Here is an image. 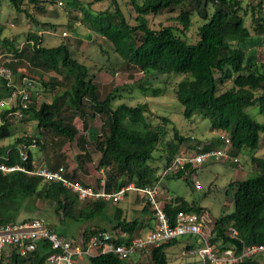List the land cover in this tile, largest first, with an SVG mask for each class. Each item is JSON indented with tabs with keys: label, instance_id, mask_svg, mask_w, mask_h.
I'll list each match as a JSON object with an SVG mask.
<instances>
[{
	"label": "trees",
	"instance_id": "16d2710c",
	"mask_svg": "<svg viewBox=\"0 0 264 264\" xmlns=\"http://www.w3.org/2000/svg\"><path fill=\"white\" fill-rule=\"evenodd\" d=\"M4 1L9 2L16 11L27 13L31 17L24 8L25 0H0V4ZM58 1L82 12L91 29L112 44L122 64L135 68L145 76L151 73L184 76L176 90V99L184 107V117L191 120L194 116L201 115L217 133L209 143L202 146L204 151L224 146V140L219 137L223 134L231 142L229 149L232 155L237 156L243 150L255 153L260 145L261 134L264 133V123L256 121L247 111L256 106L264 108V63H259L257 51L251 48L254 41L257 40L259 44L260 37L264 40L263 1L143 0L140 3L139 0H129L137 13V24L133 26L124 16L118 0H111L113 11L98 12L91 9V3L83 0H28L38 7ZM100 1L103 0H94ZM176 7L181 8L175 20L182 28L166 26L157 30L150 26L149 15H159ZM249 12L254 33L246 26L245 16ZM196 14L203 23L198 27V40L191 43L187 40L186 31L191 28L192 17ZM36 24L42 26L40 22ZM44 26L56 28L52 24ZM67 26L73 29L71 24ZM4 30V26L0 25V38ZM27 41V48L20 50L13 42L5 40L8 43L7 46L5 44L7 52L19 59L17 63L9 65L14 78H27L20 69L23 67L22 58L29 57L41 61L43 71L54 72L57 79L49 78L48 83L43 82L48 90L49 87L51 90L54 88L52 101L38 105L36 97L31 94L28 108L23 110L24 117L21 119L36 123L37 129L55 135L65 144L74 142L80 134L75 125L76 118L85 122L88 116L93 119L100 117L102 133L100 136L95 135L93 145L101 155L98 168L104 169L103 176L106 178L108 191L130 184L138 188L154 186L162 178L159 168L151 165L159 147L163 145L165 155L162 161L166 170L180 154L181 146L193 140L192 137L182 136L174 128L173 138L164 143L166 125L170 120L162 118L163 125L153 126L149 122L147 104L131 106L121 103L115 106L116 99L120 96V88L115 87L103 97L91 68L76 59L65 42L44 47L42 36L35 33H29ZM58 76L71 80L70 85H62ZM227 81L232 82V87L221 92V86ZM139 88L158 94L156 89L142 84ZM14 91V84L0 78V101L11 97ZM20 101L21 98L18 97V105L5 109L1 115L3 124H0V163L10 166L23 164L19 156V147L22 144L31 145L33 139H36L37 145H41L38 136L30 135L17 138L10 146L2 144L14 135L8 115L19 109ZM199 143L195 147L198 148ZM90 144L92 142L80 135L78 146L83 156H78L76 162L81 170L85 168L84 164L92 160L88 147ZM33 160L30 153L27 164L29 168H32ZM252 160L255 164L254 177L234 183L237 191L233 210L214 218L211 242L219 250L234 248L238 251L244 245H264V158L253 156ZM66 163L62 156L50 163V169L63 167L65 177L87 186L75 178L77 172L69 171V164ZM196 169L186 165L172 177L181 178ZM99 181L100 179L98 184ZM38 200L55 203L56 214L62 216L61 223H96V228L85 227L83 236L86 240L94 230H103L120 237L118 243L129 244L140 237L145 228L153 227L152 224L145 225L144 221L138 219L128 220L124 217L123 210L118 207L115 208L113 216L108 217L109 202L81 201L75 193L60 183L47 182L20 171L7 174L0 170V224L31 219L32 217L21 219V214H34V204ZM164 207L173 224L180 212L201 213L205 210L180 197L166 201ZM149 210L147 202L143 209L144 214H149ZM150 216L152 223L153 212ZM230 228L238 231L236 237L230 236ZM122 233H126V236L121 237ZM74 240H77V232ZM176 243L178 240L151 247L143 254L134 256L135 261L132 257L131 263L129 260L106 254L90 257L89 264H169L167 249ZM188 243L184 249L194 246ZM51 252L50 244L42 242L35 252L27 256H20L14 250L4 253L0 256V264H47ZM261 260V256H255L241 264H261Z\"/></svg>",
	"mask_w": 264,
	"mask_h": 264
},
{
	"label": "rangeland",
	"instance_id": "374dc122",
	"mask_svg": "<svg viewBox=\"0 0 264 264\" xmlns=\"http://www.w3.org/2000/svg\"><path fill=\"white\" fill-rule=\"evenodd\" d=\"M83 1L91 3V9L95 12L114 10L111 0H103L100 2H94V0ZM139 2L142 3L143 0H139ZM118 5L129 24L135 26L137 24V13L130 1L118 0ZM24 8L31 15L30 18L27 13L16 11L7 1L0 4V25L5 28L0 38V55L10 54L11 56L9 57L16 60L15 62L17 63L19 59L14 54L7 52L6 46L8 43H5V40L13 42L19 49L27 48L29 33L42 36V46L44 47H53L65 42L70 47L73 56L91 68V73L94 75L97 83H99L103 97L114 90L115 87L120 88V96L116 99L115 106L121 103H126L131 106L147 104L149 108V122L153 126L163 125L162 118L170 120V123L166 125L167 135L164 143L173 138L174 128L182 136L192 137L193 140L191 142L181 146V151L178 155L193 156L198 150L195 147L197 142H200V147H202L216 136L215 131L210 126V122L205 120L201 115H196L191 120H187L184 117V107L176 99L177 86L184 76L173 74L162 75L159 73H151L145 76L135 68H131L125 63L122 64L121 59L119 62V58L114 52L112 44L91 29L90 24L84 20L83 13L64 3H60V1L46 3L43 4V7H38L29 3L28 0H25ZM180 11L181 8L176 7L171 11H165L159 15L151 14L148 16L149 24L153 29L157 30L166 26L180 27L175 20ZM211 12L212 8H210ZM245 19L246 26L254 33L251 12L245 16ZM35 21L40 22L42 26H38ZM202 23L203 20L199 15L196 14L192 17V26L186 31L188 42L195 43L198 40V27ZM44 24H52L56 28L52 29L51 27L44 26ZM70 24L73 26V29L67 26ZM64 32L68 34L65 37L63 36ZM259 39V44L256 40L251 48L257 51L258 61L262 64L264 63V40L261 37ZM21 63H23V67L20 69L21 73L34 82V87L31 88V94L33 97H36L38 105L42 102H51L55 93L53 91L54 88L51 90V87H49L48 90L44 86V83H48L49 78L57 79L56 74L54 72L47 73L43 71L42 62L38 59L23 57ZM22 81L21 78H14L13 75L11 83L18 86ZM58 81L65 86H69L71 83V80L63 79L60 76H58ZM141 84L145 87L156 89L158 94L142 91L139 88ZM231 87L232 82L227 81L221 86V92ZM1 100H6V98ZM247 112L256 121L264 123V108L256 106L249 108ZM8 118L14 135L2 144L10 146L15 143L17 138L22 136H38L41 145H37L31 149V153L37 164L50 168V163H54L56 159H60L63 156L70 162L66 164H69L77 172L75 178L85 184L94 186L98 184V179L102 173V169L98 168L101 155L95 149L93 141L95 135L100 136L102 133V121L100 117L93 119L88 116L85 122L84 120L76 118L75 125L80 130V134L74 142H66L65 144H62L60 139L55 135L37 129L36 123L34 122L25 119L22 120L14 115H8ZM80 135H84L90 143L92 142L88 146L92 160L88 164H84L85 168L82 170L77 167L76 162L78 156H83L78 146V138ZM223 136L227 137L226 135ZM164 155L163 145H161L154 155L155 160L151 164L153 167L159 168V172L162 174L161 189H163L164 193L161 195V203L164 204L166 201L171 200L169 198L174 199L180 197L210 212L213 218H219L224 213L233 210L235 193L237 191L234 183L254 177L255 164L252 157L264 158V133L261 134L260 145L254 154L248 150H243L235 156L239 158V164L235 165L232 161H209L195 171H189L187 175L181 178L172 177L173 173L171 172L164 174L165 168L162 161ZM198 184L200 187H197ZM146 205L147 202L142 195L129 192L123 200L117 203L109 202L107 216L112 217L115 208L118 207L123 210V215L128 220L138 219L144 221L145 225L151 224V208L149 210L150 215L144 214L143 211V207ZM34 208L36 209L34 214L28 212L22 213L21 219L26 217H42L59 234L69 240L74 239L76 232L77 236L83 232L86 226L96 228V223L79 224L73 221L61 223L62 216L56 214V204L52 202L38 200L35 202ZM102 223H104L103 225H107L105 222ZM187 243L188 238L184 237L179 239L178 243L167 249L170 264H174L176 258L179 259L181 264L182 262L186 264L199 263L197 259L181 256V252L187 246ZM80 260H82L80 261L81 264H89L87 257H82Z\"/></svg>",
	"mask_w": 264,
	"mask_h": 264
},
{
	"label": "built area",
	"instance_id": "2783aa9c",
	"mask_svg": "<svg viewBox=\"0 0 264 264\" xmlns=\"http://www.w3.org/2000/svg\"><path fill=\"white\" fill-rule=\"evenodd\" d=\"M264 2V0H261ZM62 3V2H60ZM66 32L63 36H67ZM33 44V43H31ZM20 50H22L20 48ZM10 54L0 55V78L6 79L11 83L13 71L9 65L16 60L11 59ZM34 82L25 78L20 85H15L16 91L11 97L0 101V124H3L2 113L5 109L17 106V98H21L20 107L14 115L23 118V110L28 108L31 98V88ZM21 108V109H20ZM224 140V146L204 151L202 147L193 156H176L171 164L164 171L165 173H177L186 165L195 168L202 167L209 161L226 162L232 161L235 165L239 164V158L230 153L231 144L229 138L220 135ZM37 146V140L33 139L32 144H22L19 147V156L23 164L6 165L0 163V170L4 173H13L16 171L24 172L30 176H37L47 182L60 183L63 187L69 189L77 195L81 201H98L117 203L125 197L128 192H135L144 197L149 203L154 215V227L150 231L133 239L129 244H120L117 242L118 236L111 232L103 230H94L89 237L80 240H69L59 235L51 225L42 217H34L26 221L17 223L0 224V256L4 253H11L14 250L20 256H27L37 250L42 242H47L51 246L52 252L47 258V264H81L82 257L111 254L122 260H130L132 257L141 255L151 247H159L184 237L195 238L196 243L190 248H185L181 252L184 258L197 259L198 264H241L244 260L261 256V264H264V245H244L238 251L234 248L217 249L211 242L212 231L214 228V218L210 212L204 210L201 213L180 212L175 217V223H172L171 217L167 214L164 204L161 203V195L164 191L161 189L162 178L157 184L150 187L138 188L134 184L122 187L116 191L106 189V178H100L97 187L85 186L65 177L63 167L52 170L45 165H39L34 160L31 162L32 168L27 164L30 160V148ZM104 173V172H103ZM197 187H200L198 184ZM173 199V198H169ZM232 237L238 235L235 228L229 229ZM126 234L122 233L121 237Z\"/></svg>",
	"mask_w": 264,
	"mask_h": 264
},
{
	"label": "crops",
	"instance_id": "0c3cea01",
	"mask_svg": "<svg viewBox=\"0 0 264 264\" xmlns=\"http://www.w3.org/2000/svg\"><path fill=\"white\" fill-rule=\"evenodd\" d=\"M8 109H11V108H8ZM215 133V135H217V133L216 132H214ZM12 147V146H11ZM31 149L32 148H30V150H29V152L31 153ZM29 153V154H30ZM32 154V153H31ZM33 156V155H32ZM34 159V158H33ZM100 159V158H99ZM34 162H36L35 161V159H34ZM66 162H68V163H70L69 161H68V159H66ZM37 163V162H36ZM49 167H50V165H49ZM75 169L74 168H72L71 166H69V171H74ZM101 175H100V177H99V179L100 178H102L103 177V175H104V169H102L101 170ZM83 179V178H82ZM87 186H92V187H97V185L96 186H94V185H91V184H86ZM113 191H116V190H113ZM136 194H138V193H136ZM124 199V198H123ZM147 202V201H146ZM111 203H113V202H111ZM145 207V206H144ZM144 207H143V209H144ZM152 225H153V227H154V220L152 221V223H151ZM153 227L152 228H148V229H146L145 231H143L142 232V235L143 234H145L146 232H148V231H150L151 229H153ZM55 231H56V229L55 228H53ZM57 232V231H56ZM58 233V232H57ZM59 234V233H58ZM126 234V233H125ZM60 235V234H59ZM64 237V236H63ZM84 239V236H83V232H81L78 236H77V240H80V241H82ZM188 244H195V242H196V240H188ZM176 258V257H175ZM174 258V259H175ZM134 261L136 260L135 259V257L134 258H132ZM129 262L131 263L132 262V260H129ZM174 264H181L180 263V261H179V259L178 258H176V260H174ZM169 264H170V262H169ZM182 264H186V263H184V262H182Z\"/></svg>",
	"mask_w": 264,
	"mask_h": 264
}]
</instances>
